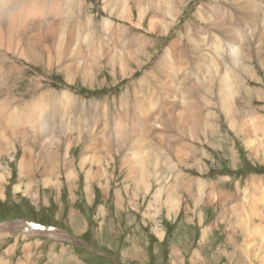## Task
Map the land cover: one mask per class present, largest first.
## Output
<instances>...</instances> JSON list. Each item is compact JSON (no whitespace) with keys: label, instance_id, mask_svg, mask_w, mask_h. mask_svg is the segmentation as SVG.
I'll list each match as a JSON object with an SVG mask.
<instances>
[{"label":"bare ground","instance_id":"1","mask_svg":"<svg viewBox=\"0 0 264 264\" xmlns=\"http://www.w3.org/2000/svg\"><path fill=\"white\" fill-rule=\"evenodd\" d=\"M187 2L102 0L101 11L107 16L96 21L99 13L91 15L90 29L88 22L74 25L86 4L82 0H0V53L4 58L10 55L22 60L30 69H56L69 84L79 79L92 90L104 87L99 83H105L99 79L103 71L109 72L111 85H116V78L131 79L135 72L152 64L143 71V78L132 83V90L127 89L116 101L93 97L86 102L68 91L54 94L47 90L38 92L34 102L19 112L10 98L0 99V156L12 161V155L20 149V176L32 179L31 171L41 165L42 184L56 192L62 188L61 175L71 193L82 179L91 201L95 181L105 195L110 192V179L114 177L109 170L118 160L124 172L125 196L122 190H114L115 208L129 205L138 211V202L150 196L146 219L154 224L153 229L159 227L155 218L163 209L171 217L182 209L222 210L235 201L241 191L239 185L235 186L236 193H225L219 187L222 185L205 182L203 175L209 170L203 160L209 158L208 149L222 150L227 142L218 124L222 116L228 131L243 138L249 157L254 159L259 150L264 152V120L239 104L241 94L249 98L258 92L249 86L256 77L252 60L264 53V39L259 38L264 34L260 16L264 0H206L194 14L197 23L183 25L177 38L153 60L155 53L149 48L154 41L147 35L169 37L186 12ZM130 26L139 32L134 34ZM72 27L85 32L84 38L75 39ZM87 31L91 32L87 35ZM3 66L0 63V73H7ZM17 73L24 72L17 69ZM2 91L4 97L10 95L13 85ZM150 98L157 100L153 110ZM56 125L60 127L54 132ZM213 135L223 140L217 144ZM76 151L77 161L73 158ZM191 171L198 175H190ZM4 175L0 173V188ZM253 180L246 182L243 193H248ZM29 187L27 183V194ZM228 210L236 214L235 221L244 232L253 225L254 216L264 218V207L259 211L243 204L242 209L233 205ZM200 219L199 225L203 223ZM6 235L0 234L1 242ZM158 235L162 237L163 231L158 230ZM77 243L84 245L79 240ZM260 245L261 241L250 249ZM252 255H264V247ZM0 264H7V260L1 257Z\"/></svg>","mask_w":264,"mask_h":264},{"label":"rangeland","instance_id":"2","mask_svg":"<svg viewBox=\"0 0 264 264\" xmlns=\"http://www.w3.org/2000/svg\"><path fill=\"white\" fill-rule=\"evenodd\" d=\"M82 1L86 4H83L80 14L77 15L79 19L74 25L87 23L91 15L95 17L98 13L96 21L101 20L102 15L107 16L101 11L102 0ZM187 1V10L184 8L186 12L179 20L180 23L175 27V30L167 35L169 37L165 38L164 35L158 33H156L157 38L147 35L154 41V46L149 48L151 52L155 53L153 60L156 61L165 46L177 38V33L182 30L183 25L197 23L194 14L198 5L204 4L206 0ZM260 16L264 25V10L261 11ZM87 24L90 25L89 22ZM129 29L134 34L139 32L132 26ZM71 31L76 33L75 35L72 33L75 39H83V35H86L80 28L72 27ZM90 32L87 31V35ZM78 33L80 37H78ZM259 38L263 40L264 34H261ZM79 40L77 41L80 42ZM88 45L86 44V46ZM261 48L264 50V47L261 46ZM16 60L10 55L4 58L0 53V63L7 71V73H0V90L13 85L10 95L7 94L4 97V91H2L0 99L10 98L13 108L19 112L25 109L26 104L33 103L38 94L47 90L48 93L55 92L54 94L68 91L86 102H90L93 97L97 100L107 98L109 101H113L124 94L127 89L132 90V83L143 78V71L148 70L152 65H145L140 71L135 72L131 79L116 78L118 81L116 85H111L113 78L109 76V72L103 71L99 79H104L105 83H99L104 87H96L95 90H91V88L85 87L79 79L74 85L69 84L65 80V75L56 69L48 71V68L43 66L30 69L22 60ZM252 67L256 77L249 87L258 89V92H253L249 98L241 94L239 104L241 108L251 110L257 117L264 120V53L261 57H255L252 60ZM17 69H22L24 73H17ZM38 75L39 77H37ZM35 84L38 85L37 89L34 87ZM150 100L153 110L157 100L154 98H150ZM59 109L58 107L57 111L60 112ZM67 109L72 110L68 105ZM124 116L130 118L128 113ZM218 124L222 126L221 133L227 142L223 143L222 150H220L221 148L215 151L207 150L209 158L203 161L206 162H204L205 167L209 171L203 175L204 181L222 185L219 187H222L225 193H234V191L236 193L235 186L238 184L241 191L237 192V199L227 204L222 210L220 208H208L201 211L182 209L177 212L176 216L171 217L167 216L166 209H163L155 218L159 227L154 229V224L146 219L149 210H146V207L151 200L150 196H147L145 201L138 202V211L129 208V205L124 206V209L115 208L114 190H122L125 196L122 188L124 172L120 171L118 160H115L113 168L109 170V173H113L114 177L110 179V192L105 195L101 189L102 186L97 185L98 183L95 181L92 184L91 201V194L87 196L83 190L82 179L78 180L77 189L71 193L61 175L62 188L56 192L52 187L42 184L40 172L44 169L41 165L31 171L32 179L20 176L19 161L23 156L20 149H17L12 155V161L8 156L1 155L0 165L3 168H0V173L5 175L0 188V224L4 225V228L0 227V234L8 233V235L3 242L0 241V258H5L7 264H260L264 255H252V253L263 250L264 218H260L259 215L254 216L252 218L253 225L248 232H244V228H240L238 221H235L236 214L228 209L233 205L240 206L242 209L243 204L248 207L253 206L259 211L264 207V152L259 150L257 156L252 159L249 157L251 153L246 150L241 135L228 131L227 124L223 123V116L218 120ZM58 127L60 126L56 125L54 132ZM256 135L257 138H260L259 132ZM212 138L217 144L223 140L217 135H213ZM73 154L74 160L77 161V151ZM74 170L78 171L76 168ZM77 173L82 172L78 171ZM232 173L241 174V176H235ZM190 175L198 174L191 171ZM251 178L254 179L252 187L245 194L242 189ZM27 183H30V193L28 194L26 193L28 191ZM100 183L105 185L104 182ZM161 195L159 200L163 202ZM199 217L203 221L200 225L197 221ZM16 220L33 221L43 226H51L56 228V232L38 235V232L32 233V231L30 233L23 232L18 236L19 234L15 233L16 228L22 223L17 224ZM12 221H15V224L10 223ZM9 225H15L12 229L13 233ZM158 230L163 231L162 237L158 235ZM23 237L26 238L25 241H22ZM78 240L84 245H79ZM259 241H261L260 246L255 247L254 250L250 249ZM8 249L10 253L7 252ZM24 255H28L29 258Z\"/></svg>","mask_w":264,"mask_h":264},{"label":"crops","instance_id":"3","mask_svg":"<svg viewBox=\"0 0 264 264\" xmlns=\"http://www.w3.org/2000/svg\"><path fill=\"white\" fill-rule=\"evenodd\" d=\"M12 229H13V227H12ZM18 236H20V235H18ZM39 237H42V236H39Z\"/></svg>","mask_w":264,"mask_h":264},{"label":"trees","instance_id":"4","mask_svg":"<svg viewBox=\"0 0 264 264\" xmlns=\"http://www.w3.org/2000/svg\"><path fill=\"white\" fill-rule=\"evenodd\" d=\"M259 172H261V171H259Z\"/></svg>","mask_w":264,"mask_h":264}]
</instances>
